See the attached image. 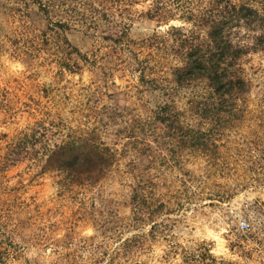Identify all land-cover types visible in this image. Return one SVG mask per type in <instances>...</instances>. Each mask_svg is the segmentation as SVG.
<instances>
[{"label":"rangeland","instance_id":"obj_1","mask_svg":"<svg viewBox=\"0 0 264 264\" xmlns=\"http://www.w3.org/2000/svg\"><path fill=\"white\" fill-rule=\"evenodd\" d=\"M152 7L0 0V264H264V48L236 60L245 92L194 109L203 82L171 75L188 26ZM91 128L103 177L41 171L42 142Z\"/></svg>","mask_w":264,"mask_h":264},{"label":"trees","instance_id":"obj_2","mask_svg":"<svg viewBox=\"0 0 264 264\" xmlns=\"http://www.w3.org/2000/svg\"><path fill=\"white\" fill-rule=\"evenodd\" d=\"M152 1L153 14L171 17L177 13L188 26H170L168 31L176 38L180 54L179 63L171 67L175 85L190 87L203 82L204 91L190 98V107L212 109L217 101L246 91L248 82L236 60L246 50L264 48L262 8L245 0ZM147 14L151 16L150 12ZM240 28L258 33L239 34L236 30ZM42 143L41 171H55L69 184L95 183L116 160V149L107 145L93 128L69 132L50 148Z\"/></svg>","mask_w":264,"mask_h":264},{"label":"built area","instance_id":"obj_3","mask_svg":"<svg viewBox=\"0 0 264 264\" xmlns=\"http://www.w3.org/2000/svg\"><path fill=\"white\" fill-rule=\"evenodd\" d=\"M250 225V220L249 219H241L239 221V228L240 229H247Z\"/></svg>","mask_w":264,"mask_h":264}]
</instances>
